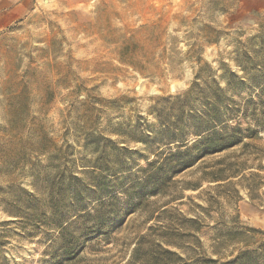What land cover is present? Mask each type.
<instances>
[{
    "label": "rangeland",
    "instance_id": "374dc122",
    "mask_svg": "<svg viewBox=\"0 0 264 264\" xmlns=\"http://www.w3.org/2000/svg\"><path fill=\"white\" fill-rule=\"evenodd\" d=\"M262 49L264 0H28L0 34V264H264V131L159 170L170 108Z\"/></svg>",
    "mask_w": 264,
    "mask_h": 264
},
{
    "label": "trees",
    "instance_id": "16d2710c",
    "mask_svg": "<svg viewBox=\"0 0 264 264\" xmlns=\"http://www.w3.org/2000/svg\"><path fill=\"white\" fill-rule=\"evenodd\" d=\"M260 53L263 54L264 49ZM236 64L243 68L241 61ZM242 71L249 77L239 78L231 72L233 78H220V81L213 79L203 82V85L194 84L188 95L182 100H177L170 108L172 111H182V117L187 120V129L179 136H171V140L181 141H178L180 143L175 152L166 155L159 170L165 168L174 174L181 173L194 167L202 159L230 150L242 143L243 139H252L260 131H264V113L262 118L255 122L257 129L247 130L248 136L243 135L240 126L233 129L228 126V121L239 113L247 118V113L254 104L264 105V67L260 69L244 67ZM221 82L225 83L224 88L221 87ZM245 91L249 94L248 98L244 99L242 107L234 101L232 95L229 96L233 93L241 97ZM187 133L192 136V140L184 137ZM157 185L158 182L155 187ZM251 258V252H244L227 264H248Z\"/></svg>",
    "mask_w": 264,
    "mask_h": 264
},
{
    "label": "crops",
    "instance_id": "0c3cea01",
    "mask_svg": "<svg viewBox=\"0 0 264 264\" xmlns=\"http://www.w3.org/2000/svg\"><path fill=\"white\" fill-rule=\"evenodd\" d=\"M28 0H0V34L20 20Z\"/></svg>",
    "mask_w": 264,
    "mask_h": 264
}]
</instances>
